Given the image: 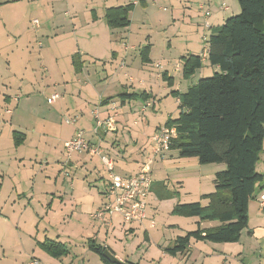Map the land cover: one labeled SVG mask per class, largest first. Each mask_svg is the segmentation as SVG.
<instances>
[{
	"label": "rangeland",
	"instance_id": "374dc122",
	"mask_svg": "<svg viewBox=\"0 0 264 264\" xmlns=\"http://www.w3.org/2000/svg\"><path fill=\"white\" fill-rule=\"evenodd\" d=\"M113 1L15 0L0 4V80L4 84V94L0 93V259L2 255L9 260H24L25 256H30L29 260L33 256L42 257L38 251H42L38 241L46 237L59 241L65 237L64 231L71 229L77 237L84 238L80 240L71 236L74 241L71 253L75 264L77 260H84L82 248L88 235L84 234L85 226L90 219L82 204L77 205L76 200L72 199L84 195L81 188L86 192L91 189L98 192L95 187L102 183V179L96 174L93 164H102V161L99 155L94 158L87 156L78 164L73 162L64 166L62 163L67 159V151L62 142L58 143V137L73 124L84 127L83 106L79 107V102L93 99L84 93L86 89L82 82L99 85L106 80L112 81L114 74L121 82H131L128 76L132 74L122 66L127 59L125 53L130 50H125L116 62L110 58L112 49L117 50L119 55L118 46L123 51L131 44L142 49L148 43L145 40L147 35H151L157 52L152 56L151 64L155 76L165 69L174 73V70L177 71L175 66L181 65V55L187 53L190 33L197 34L187 16L186 5L189 4L183 2L178 7V0H147L148 13L141 11L146 5H140L141 10L132 15L130 28L111 29L103 18L95 22L91 20L90 8L102 7L104 2L108 6L122 3ZM235 2L239 4L237 0ZM173 6L175 22L170 19ZM35 19L39 21V26L34 25ZM111 32L114 35L111 36ZM169 36L173 39L170 50L167 46ZM116 37L118 40H115ZM207 46L208 42L197 35L191 51L203 56L208 50ZM78 51L85 56V74H77L76 66L71 61L72 54ZM94 54L101 60L96 59ZM164 57L169 59V66L162 62ZM158 62L162 63L161 67L157 65ZM218 70L219 67L211 65L205 55L202 69L194 77H210ZM55 71L67 81L64 83L65 90L54 86L56 80L51 78V74ZM163 84L162 79H157L152 99L160 103L158 108L161 110L163 103L171 105L169 110H165L166 113L175 109L177 104L174 97L166 99L164 93L160 94ZM54 93H58L60 98L49 103L48 97ZM63 105L70 109L60 110ZM15 130L27 136L21 146L14 145ZM40 133H44L45 137ZM73 156V160H76L84 154ZM262 169L264 154L257 170L264 173ZM189 171L193 177L182 186L172 176H167L165 171L163 174L156 171V179H165L168 189L161 194L154 187L148 197L147 213L156 221V228L147 233L149 236L140 227L134 233L126 234L129 224L119 216L113 218L117 229L111 228L107 235L98 223H93L104 240H108L113 253L138 264H183L180 258L174 259L175 263L161 259V249L178 235L185 234V231L195 230L199 217L176 214L172 211L173 205L179 200L203 201L205 204L206 200H210L206 194L215 191L211 178L203 179L200 188V173L194 169ZM151 172L153 175V170ZM122 173L127 174L126 171ZM106 186L107 180L101 189L106 190ZM200 189L204 192H200ZM71 238L66 237L67 241ZM93 254L100 258L98 253ZM88 262L93 264L95 261L92 258Z\"/></svg>",
	"mask_w": 264,
	"mask_h": 264
},
{
	"label": "crops",
	"instance_id": "0c3cea01",
	"mask_svg": "<svg viewBox=\"0 0 264 264\" xmlns=\"http://www.w3.org/2000/svg\"><path fill=\"white\" fill-rule=\"evenodd\" d=\"M12 1L15 0H3L0 1V4H5ZM114 1L122 2V3L120 4L115 3L117 5L108 6L106 2H104L102 3V7L101 5H99L95 8H90L92 13L91 20L95 22L103 18L107 24V21L105 19V12L108 7L132 4L133 9L130 13L131 23L128 26L130 28L133 22L132 15L133 13H136L138 9L141 10L140 9L141 6L146 5L145 8H143L141 11L143 13H148L147 0H114ZM235 1L236 0H178L177 1L179 4L178 7H180L183 4V2H187L186 4H189L186 5V9L188 12L187 16L190 17L189 21L191 24H194L193 27L195 29V32L197 33V34H194V32L190 33L187 44L188 47L186 49L187 50L186 55H190V54L200 55L198 53L196 54L195 52L191 51L195 36L199 35V39H202L203 41L207 42V38L209 34L215 27L222 25L229 16L237 13L238 10H240V6H238L239 4H237V2ZM170 14H171L170 19H172L175 22L176 19H175L174 6L172 11H170ZM142 24L145 25V22H142ZM108 27L111 28L109 25ZM111 29H121V28H111ZM199 29H201V31H199ZM112 35H114L113 32H111V36ZM145 38H146L145 39L146 42L148 43L145 44L144 47L150 45V51L148 54L149 60L146 62L143 58V53H142L144 47L140 49L133 44L130 45L129 48L130 51L127 53H125V48L123 51V48L120 49V47L118 46L120 50V55L118 51L115 49H112V54L110 55V58L113 59V61H116L118 60L117 58H119L123 52L125 53L127 59L124 61L125 63L123 66L128 70V72L132 74V76H134L135 81L133 83L128 81L121 82L114 74L113 77L114 79L112 81L106 80L105 83H101L99 85L96 84L91 85L90 82H82L84 83L83 87H85L86 89L84 93L87 95L88 98L93 99V100L87 99L81 103L79 102V107L83 106V109L81 108V112L83 115L82 118L84 122V125L82 126L84 127L82 128L80 125H77L75 123L70 127V129H67L66 133L63 132L58 137V143L61 144L62 142L63 147L65 148L64 146L65 141L71 139L76 134V131L78 129H83L85 131V136L87 137V139H89L94 143L100 142L104 151L114 159L115 171L120 175H131L136 173L139 170L141 164L144 161H146L147 157L153 155L152 154L153 143L151 141L150 136L157 128L165 126L166 122L169 119L177 118L180 112L178 98H176L172 94V91L184 92L188 89L189 86L197 83L200 78L194 76L197 74L198 71H201L203 66V59H202L201 67L197 68L190 77L185 78L182 73V65H183V56L186 55H181L182 57L180 60L181 65L179 64L180 65L179 66L177 64V67H179V69L175 66L177 71L174 70V73H172L170 69L168 70L165 69V71H161V72L158 71V73L155 76V74L153 73L154 71L151 70L152 67L151 64L153 61L152 56H155L157 52L154 49L155 45L152 42L151 35H147ZM168 38L169 39L167 40L168 42L167 46H168V50H170L172 47L173 39L170 38V36ZM111 39L113 40V38ZM115 40H118V37H116ZM168 52L171 54V51ZM44 53L45 52H43V56ZM77 53H79L80 59L83 60L84 63L82 70L76 71V73L85 74L87 70L85 69L84 53H82L81 51H78ZM164 53L166 55L165 51ZM74 55L75 54L73 53L71 56L72 63H73ZM94 57L96 59L101 60V58L96 57L95 54ZM138 59H140V62H138ZM29 60H31L30 57ZM162 62L164 63V65L167 66H169L170 64L169 59L167 60L165 57L162 59ZM192 77L194 78L191 79ZM51 78L52 79L55 78L56 80L54 86L61 87L62 90H65L64 83H66L67 81H65L63 77L58 76L56 71L51 74ZM157 79H162V81L165 83L161 85L160 94L164 93V97L166 99L170 96L174 97L177 104L175 109L167 111L166 113L165 110H169L171 108V105L169 104L167 105L166 103H163L162 105L163 109L161 110L158 108V104L160 103L159 102L155 103V101L152 99V96L154 94L153 91L154 84L157 81ZM118 88L120 89V91H117ZM2 90H4V84H3V80H0V93L4 94V91ZM125 93H133L136 95V97H134L133 99L121 97V95ZM2 99H3L2 103H4L5 98L3 97ZM58 99H56L54 102H56ZM146 101L152 102V105L149 108H147L146 111L143 112L141 111L140 107ZM112 104L117 105L119 111V115L117 117L116 130L103 129L99 135L94 134L93 128L96 124L94 110L98 108L99 116L105 119L110 113V107H112ZM65 109H70V107L68 106L65 107L63 105V107L60 110H65ZM138 114L140 115V117H138L139 116ZM52 118L56 120L53 116ZM80 122L81 124H83L81 119ZM15 131L18 133L14 134L13 131L14 145L21 146L22 144L25 143L27 136L21 131H17V130ZM39 135L45 137L44 133H40ZM1 139L2 137L0 138V140ZM73 154H84V156H78L76 160H73L74 157ZM263 154H264V142H263V150L260 154L259 161L261 160ZM66 155H67V159L65 160L64 163H62V165L64 166L71 165L73 164V162L78 164L80 160L85 159L87 156L90 158L91 157L94 158L97 156V155H91L85 151L74 152L70 156H68V154ZM152 161H153L152 170L154 172L153 174L154 182H153L152 190L155 187V191L161 194L167 191L168 188L166 186L168 185V183L166 182L165 179L163 180V178L156 179L155 177L156 171H158L160 174H163V171H165L167 176H172L174 180L178 181L182 186L183 184H186V182H188L193 177L190 175L189 170L194 169L195 171L200 173V176L198 178L200 179L199 185L201 188L202 185L201 181L203 179L211 178L214 182L216 172L226 168V165L224 163L221 164L218 163L217 165H214L216 163L203 165V163H200V161L197 158L181 157L179 155L178 150L171 148L168 151H166L163 156L158 155ZM259 161L257 162V169H258ZM121 165L123 166V168ZM209 165H213V166H209ZM93 166L98 177L102 179L101 180L102 183H99V185L95 187L98 192L92 191V189L86 192L80 187L81 190L84 192V195L72 199V200H76L77 205L82 204L90 219L87 222L88 225L85 226L86 231L84 234H88V235L85 237L86 245H84L82 248V254L85 255L83 257L84 260L82 259L77 260L76 264H90L88 261L92 258L95 261L93 264H101L100 258H97L93 254L95 251H93L88 245L89 239H94L98 243L102 242L101 243L102 245H106L108 248H110V244L108 240L105 241L104 238L100 235L99 228L96 229V227H94L93 225L94 222L98 223L99 227L104 229L105 235L108 234L107 231H109L111 228L114 230L117 229L115 224H113V226L110 229L106 230V228L103 225H101L99 222L91 218V213L103 203L105 190L101 189V187L105 186L106 180L108 179L107 170L103 162L102 164L98 162L97 164H93ZM205 167H211V168H205ZM120 170L126 171L127 174H123L122 173L123 171L120 172ZM263 185H264V181L257 184L259 189L258 191H256L255 200L253 199L250 200L248 227L242 231L239 240L234 242H211L198 237H191L185 252L172 254L166 251V248L174 245L175 242L174 239L172 242L168 243L167 247L166 246L162 247L160 254L161 259H164L169 263H175L173 262V260L180 258V261H182L183 264H227L229 262H230L229 264H264V206H261L260 204L261 201L260 196L261 194H264V187H262ZM70 187L73 188V185H71ZM200 190H201L200 192H204L203 189ZM65 195L66 193L64 194V196ZM204 195L205 194L203 193L202 196ZM200 202L204 204L203 201ZM179 203H188V201H184V200L177 201L173 205V209L175 205ZM208 203L209 200H206V203L204 205H207ZM148 205H149V201H148ZM115 216L118 217L119 215L117 214ZM150 220L155 221V219H153L147 213V220L145 222V225L143 226L129 225V227L126 229L127 231L126 234L134 233L137 227L143 228L144 231H146L145 234H147L150 229L156 228V225L153 227L150 226ZM198 220L199 221L197 222L198 225L197 228L200 227V229L204 230L203 233L209 228L220 225V221L218 220H202V219H198ZM64 232H65L63 234V236H65L63 237L64 239L63 238L59 239V241L47 237L43 241H38V245L39 244L41 245L40 248L43 251L42 252L41 250H38L42 253V257L33 256L32 259L37 258L40 261V264H75V259L73 258L71 253L72 251L71 244L72 242H74L72 241L71 236L76 238L77 234L74 233V231H72L71 229H68V231H64ZM187 232L189 231H185V234ZM147 235L149 236V234ZM66 237L71 238V240L67 241ZM77 238L80 240H84L83 237L78 236ZM49 240H54L62 243L63 246L65 247V253H63L58 257L49 253L42 246L43 243ZM160 244H164V243H160ZM114 255L122 261L128 260L116 253H114ZM95 258L97 259V261L95 260ZM29 259L30 256L29 258L25 256L24 260L23 259L9 260L7 257H5V255H2L0 259V264H30V261L32 259L31 260Z\"/></svg>",
	"mask_w": 264,
	"mask_h": 264
},
{
	"label": "trees",
	"instance_id": "16d2710c",
	"mask_svg": "<svg viewBox=\"0 0 264 264\" xmlns=\"http://www.w3.org/2000/svg\"><path fill=\"white\" fill-rule=\"evenodd\" d=\"M238 2L239 13L229 16L207 38L208 59L219 70L184 92L172 91L179 100L180 112L166 122L177 130L170 148L178 150L181 157L197 158L203 164L226 165L215 174V191L206 194L210 198L207 205L195 201L179 203L173 209L179 215L218 220L220 225L204 233L198 227L177 236L174 245L166 248L172 254L185 252L191 237L211 242L239 240L248 227L250 200L256 197L257 184L264 181V174L257 170L264 142V0ZM132 9V4L108 7L107 24L111 28L128 27ZM149 51L150 45L143 48L145 62ZM202 59V55L183 56V76L190 77L201 67ZM83 63L76 53V71L82 70ZM121 97L133 99L136 95L125 93ZM88 245L100 255L101 264H138L113 262L103 254L111 249L94 239H89ZM42 246L56 257L65 253L63 244L54 240Z\"/></svg>",
	"mask_w": 264,
	"mask_h": 264
},
{
	"label": "built area",
	"instance_id": "2783aa9c",
	"mask_svg": "<svg viewBox=\"0 0 264 264\" xmlns=\"http://www.w3.org/2000/svg\"><path fill=\"white\" fill-rule=\"evenodd\" d=\"M35 26H39L37 19L33 20ZM129 46L125 50H129ZM208 55V50L203 56ZM202 56V57H203ZM124 65V64H123ZM122 65V66H123ZM161 67V64H157ZM179 69V67H177ZM133 83L135 78L128 76ZM60 95L53 94L48 100L54 102ZM179 101V100H178ZM152 105V102L146 101L141 107V111H146ZM96 124L93 132L99 135L103 129L116 130L117 117L119 115L118 106L112 104L109 115L103 119L99 116L98 108L94 110ZM72 122H75L74 120ZM177 136V130L174 126H162L157 128L150 136L152 141V156H148L139 170L131 175H120L115 171V161L112 157L105 154L101 143H94L87 139L85 131L78 129L76 134L65 141V149L68 156L74 152H87L91 155H99L107 170L108 179L104 192L103 203L91 213V218L107 230L114 224V216L119 215L124 223L129 225H144L147 220L148 197L153 186L152 160L158 155H164L171 147L172 139ZM261 206H264V195L260 198ZM155 221L150 220V226H155ZM30 264H40L37 258H33Z\"/></svg>",
	"mask_w": 264,
	"mask_h": 264
},
{
	"label": "water",
	"instance_id": "95a60500",
	"mask_svg": "<svg viewBox=\"0 0 264 264\" xmlns=\"http://www.w3.org/2000/svg\"><path fill=\"white\" fill-rule=\"evenodd\" d=\"M104 256H106L107 258H109L110 260H112L113 262H116V263H123L124 261L120 260L119 258H117L113 252H111L110 250L106 249L104 252H103Z\"/></svg>",
	"mask_w": 264,
	"mask_h": 264
}]
</instances>
